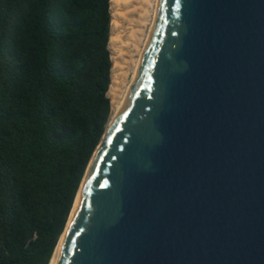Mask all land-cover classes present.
<instances>
[{
	"label": "water",
	"instance_id": "obj_1",
	"mask_svg": "<svg viewBox=\"0 0 264 264\" xmlns=\"http://www.w3.org/2000/svg\"><path fill=\"white\" fill-rule=\"evenodd\" d=\"M94 153L53 264H264V0H158Z\"/></svg>",
	"mask_w": 264,
	"mask_h": 264
},
{
	"label": "trees",
	"instance_id": "obj_2",
	"mask_svg": "<svg viewBox=\"0 0 264 264\" xmlns=\"http://www.w3.org/2000/svg\"><path fill=\"white\" fill-rule=\"evenodd\" d=\"M110 0H0V264H49L111 114Z\"/></svg>",
	"mask_w": 264,
	"mask_h": 264
},
{
	"label": "bare ground",
	"instance_id": "obj_3",
	"mask_svg": "<svg viewBox=\"0 0 264 264\" xmlns=\"http://www.w3.org/2000/svg\"><path fill=\"white\" fill-rule=\"evenodd\" d=\"M157 4L158 0H110L111 26L108 46L111 58V83L107 96L110 99L111 114L106 130L130 88L133 73L141 59L150 32ZM95 155L96 152L92 160ZM63 235L64 233L59 239L49 264H53Z\"/></svg>",
	"mask_w": 264,
	"mask_h": 264
}]
</instances>
